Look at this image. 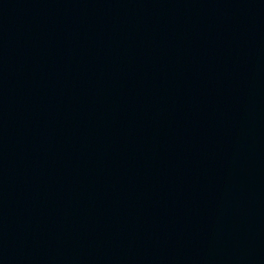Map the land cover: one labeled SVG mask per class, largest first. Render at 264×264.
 Masks as SVG:
<instances>
[{
  "label": "water",
  "instance_id": "1",
  "mask_svg": "<svg viewBox=\"0 0 264 264\" xmlns=\"http://www.w3.org/2000/svg\"><path fill=\"white\" fill-rule=\"evenodd\" d=\"M0 264H264V0H0Z\"/></svg>",
  "mask_w": 264,
  "mask_h": 264
}]
</instances>
